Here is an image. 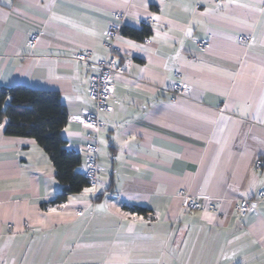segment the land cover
I'll return each mask as SVG.
<instances>
[{"label":"crops","instance_id":"crops-1","mask_svg":"<svg viewBox=\"0 0 264 264\" xmlns=\"http://www.w3.org/2000/svg\"><path fill=\"white\" fill-rule=\"evenodd\" d=\"M262 8L264 0H0V86L55 90L69 117L93 108L95 72L70 54L103 59L107 22L126 14L97 197L83 189L42 208L62 188L52 161L33 138L5 134L0 119V264H264V202L244 215L235 208L264 189ZM144 24V41L123 32ZM176 72L191 89L173 97ZM87 130L68 119L61 131L81 152L80 171ZM180 189L218 211L183 210Z\"/></svg>","mask_w":264,"mask_h":264},{"label":"trees","instance_id":"trees-1","mask_svg":"<svg viewBox=\"0 0 264 264\" xmlns=\"http://www.w3.org/2000/svg\"><path fill=\"white\" fill-rule=\"evenodd\" d=\"M144 41L151 30L144 24L139 29L123 28V32ZM8 119L5 134L33 138L49 155L62 185L56 196L45 201L42 208L63 204L71 193L87 188V180L80 172L82 155L80 151L66 147L61 131L68 120V113L60 94L55 90L35 89L25 85L0 86V119ZM136 213H145L139 206L124 205Z\"/></svg>","mask_w":264,"mask_h":264},{"label":"built area","instance_id":"built-area-1","mask_svg":"<svg viewBox=\"0 0 264 264\" xmlns=\"http://www.w3.org/2000/svg\"><path fill=\"white\" fill-rule=\"evenodd\" d=\"M125 17V13L114 11L112 19L107 22L104 32V45L107 48V52L103 59L90 61L89 55L81 51H73L70 54L72 59L83 63H90L95 67V72L90 75L88 84V96L93 103V108L73 114L70 117L68 116L70 121L81 123L88 129L83 144V149L86 152L85 166L80 172L87 180V187L94 189V191L91 192L94 197H97L101 193V191L98 190L99 173L101 170V166L98 162V155L100 151L99 135L105 126V120L102 114L111 111L114 105L119 103V100L114 95V74L119 71L115 63V57L117 55L115 42L120 35ZM38 38V33L30 34L27 38V45L33 48ZM246 39L247 37L244 35L239 36V40L241 41H245ZM194 41L198 47L202 48L206 47L209 43L208 39H195ZM175 75L178 78L173 82L170 92L173 97H178L189 92L191 86L181 79V74L179 72H176ZM259 163L260 161L257 164ZM179 196L181 197V208L183 210H201L212 213L218 211L217 204L213 200L207 198L202 199L197 195L188 193L184 189L179 190ZM261 202H264V189H261L255 197L238 200L235 203V208L239 214L244 215L245 213L254 212ZM81 212L82 211L79 210L77 214L80 215Z\"/></svg>","mask_w":264,"mask_h":264},{"label":"snow or ice","instance_id":"snow-or-ice-1","mask_svg":"<svg viewBox=\"0 0 264 264\" xmlns=\"http://www.w3.org/2000/svg\"><path fill=\"white\" fill-rule=\"evenodd\" d=\"M261 11H264V8H262V9H260ZM153 19H159L158 17H153ZM189 34H190V30H189ZM129 43H131V42H129ZM133 46H136V45H133ZM92 191H94V189H90V188H85L84 189V192L85 193H88V192H92ZM100 208H103V206L101 205V206H99ZM205 215L206 216H209V218H212V217H210V214H208V213H205Z\"/></svg>","mask_w":264,"mask_h":264}]
</instances>
